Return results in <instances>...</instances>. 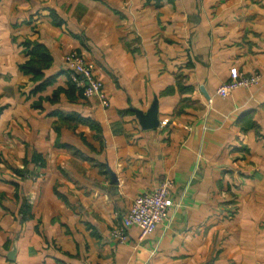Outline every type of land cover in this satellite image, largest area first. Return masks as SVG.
<instances>
[{"label": "crops", "instance_id": "crops-1", "mask_svg": "<svg viewBox=\"0 0 264 264\" xmlns=\"http://www.w3.org/2000/svg\"><path fill=\"white\" fill-rule=\"evenodd\" d=\"M73 51L109 106L70 89ZM233 67L261 81L219 96ZM166 179L170 219L114 241ZM0 264H264V0H0Z\"/></svg>", "mask_w": 264, "mask_h": 264}, {"label": "built area", "instance_id": "built-area-1", "mask_svg": "<svg viewBox=\"0 0 264 264\" xmlns=\"http://www.w3.org/2000/svg\"><path fill=\"white\" fill-rule=\"evenodd\" d=\"M64 61L70 79L82 90L85 97L98 96L104 106L110 105L107 91L92 62L87 61L77 51L69 53ZM261 78L257 72L246 73L233 67L230 69L229 79L220 85L217 94L225 97L239 88L251 89L260 83ZM168 122V119H164L161 125ZM173 187V181L166 179L153 190L137 196L122 217L121 224L111 230L112 239L119 243H127L130 239L128 230L133 226L140 228L142 238L153 234L160 224L170 219V213L175 207Z\"/></svg>", "mask_w": 264, "mask_h": 264}, {"label": "trees", "instance_id": "trees-1", "mask_svg": "<svg viewBox=\"0 0 264 264\" xmlns=\"http://www.w3.org/2000/svg\"><path fill=\"white\" fill-rule=\"evenodd\" d=\"M24 45L29 58L26 62L20 65V69L24 73L32 75V80L37 83L35 88L37 90H42L54 82L53 78L47 79L45 77L46 69L52 64V57L48 48L39 42L34 43L33 45L28 42ZM76 88L79 92H81V94H83L82 90L70 80V89L76 91ZM26 206V204H23L24 209Z\"/></svg>", "mask_w": 264, "mask_h": 264}, {"label": "water", "instance_id": "water-1", "mask_svg": "<svg viewBox=\"0 0 264 264\" xmlns=\"http://www.w3.org/2000/svg\"><path fill=\"white\" fill-rule=\"evenodd\" d=\"M137 115L140 119V123L145 129H153L160 126V119L158 117V106L157 103L146 113L142 111H137ZM111 177L114 178V175L111 173Z\"/></svg>", "mask_w": 264, "mask_h": 264}]
</instances>
